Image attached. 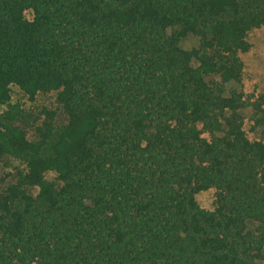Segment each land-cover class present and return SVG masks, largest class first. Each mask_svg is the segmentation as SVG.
Returning a JSON list of instances; mask_svg holds the SVG:
<instances>
[{
	"label": "trees",
	"instance_id": "trees-1",
	"mask_svg": "<svg viewBox=\"0 0 264 264\" xmlns=\"http://www.w3.org/2000/svg\"><path fill=\"white\" fill-rule=\"evenodd\" d=\"M262 26L264 0H0V161L26 165L0 177V264L264 260V92L227 87ZM13 85L66 122L30 139Z\"/></svg>",
	"mask_w": 264,
	"mask_h": 264
},
{
	"label": "rangeland",
	"instance_id": "rangeland-1",
	"mask_svg": "<svg viewBox=\"0 0 264 264\" xmlns=\"http://www.w3.org/2000/svg\"><path fill=\"white\" fill-rule=\"evenodd\" d=\"M29 14V13H28ZM27 14V15H28ZM249 40L252 44L251 49L243 55L245 68L241 83L228 84L229 90H242L249 97H257L264 92V26L255 28L249 32ZM199 45L197 36H188L183 39L182 46L186 49H191ZM12 103H19L23 109L24 118H21L18 123L22 125L30 139L36 138L35 127L42 124L46 120L44 109L56 110V124L61 125L66 122V115L60 109L56 102L54 92L40 93L34 100H31L18 86H12ZM7 109L6 105L0 106V112ZM248 117L251 116L252 110L246 109ZM252 122H247L249 126ZM253 136L252 133H250ZM25 163L15 157L7 156L0 161V177H5L4 187L12 181L16 180L17 173L20 170H25ZM54 173L48 175L53 178ZM215 189L210 188L201 191L197 194V200L200 205L206 209L214 208ZM256 224L249 222L248 228L254 230ZM264 264V260L258 262Z\"/></svg>",
	"mask_w": 264,
	"mask_h": 264
}]
</instances>
